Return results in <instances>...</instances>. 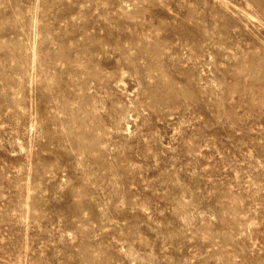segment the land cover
I'll list each match as a JSON object with an SVG mask.
<instances>
[{"label": "rangeland", "instance_id": "374dc122", "mask_svg": "<svg viewBox=\"0 0 264 264\" xmlns=\"http://www.w3.org/2000/svg\"><path fill=\"white\" fill-rule=\"evenodd\" d=\"M0 264H264V0H0Z\"/></svg>", "mask_w": 264, "mask_h": 264}]
</instances>
